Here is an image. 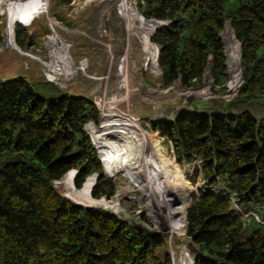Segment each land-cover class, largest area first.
Instances as JSON below:
<instances>
[{
    "label": "trees",
    "instance_id": "obj_1",
    "mask_svg": "<svg viewBox=\"0 0 264 264\" xmlns=\"http://www.w3.org/2000/svg\"><path fill=\"white\" fill-rule=\"evenodd\" d=\"M53 2L61 8L73 0ZM136 10L151 27L163 23L148 43L160 49L164 88L199 87L210 77L225 91L229 75L227 86L237 91L243 72L238 95L215 103L218 111L149 125L173 145L178 163L194 164L190 181L211 187L198 192L187 217L185 210L183 234L187 222L184 236L198 247L189 244L194 264H264V223L251 217L249 228L232 198L212 191L221 185L245 209L264 208V116L224 110L264 99V0H137ZM15 27L17 47L35 45L26 27ZM2 31L0 16V44ZM52 76L51 82L63 81ZM98 121L90 100L61 86L24 77L0 82V264H172L167 231L92 207H115L116 187L85 132L87 123L97 142L102 125L96 130L92 122ZM103 161L108 173L104 153ZM91 189L95 199L113 198L93 202ZM184 191L185 183L179 200Z\"/></svg>",
    "mask_w": 264,
    "mask_h": 264
},
{
    "label": "rangeland",
    "instance_id": "obj_2",
    "mask_svg": "<svg viewBox=\"0 0 264 264\" xmlns=\"http://www.w3.org/2000/svg\"><path fill=\"white\" fill-rule=\"evenodd\" d=\"M136 3L137 0H73L70 5L58 8L53 0H0L3 19L0 82L18 77H24L33 84L44 80L50 82L47 75L53 77L52 74H56L63 77V81L50 83L63 87L73 96L90 100L99 112V121L92 123L96 130L101 124L102 132L97 142L88 132L87 123L85 132L105 176L116 187L115 194H119L117 201L114 196L115 207H92L105 209L117 216L123 215L142 226L149 223L154 230L167 231L168 251L171 260L175 258L174 264H193L189 240L184 236L187 222L183 234L185 210L187 215L198 192L211 187L206 186L203 179L196 184L190 181L194 164L178 163L173 145L154 132L149 121L152 116L160 118L162 115L169 116L171 121L181 111L211 114L218 111L215 103H231L232 97L236 98V92L214 86L210 77H203L199 87L185 88L179 83L164 88L162 71L157 64V49L149 45L143 33L130 31L125 20L128 17L127 11L123 12L126 5L139 25L142 22L152 26L140 14L136 15L137 10L130 8H136ZM19 24L35 36V45L31 48L19 49L16 46L15 26ZM46 29L52 35L50 39ZM229 78L228 75V82ZM204 89L207 94L202 93ZM228 98L230 102H227ZM224 110H246L260 119L264 116V99L238 108L227 105ZM122 133L128 138L130 156L135 159L139 146L143 157L138 163L146 165L143 179L136 181L126 194L120 191L124 182L120 178L123 170L117 171L118 163L124 159V150L119 147L123 145ZM103 153L110 159L108 173ZM134 159H130L129 163ZM165 173L180 178L181 182L173 184ZM184 183L185 197L179 200ZM212 189L221 196L232 198L234 207L242 213L249 228L254 226L251 217L257 220L256 217L261 219L264 216V208L245 209L221 185ZM186 196L187 204L183 208ZM91 198L93 202L107 199ZM247 215L250 218L248 221ZM171 218L175 221L172 222Z\"/></svg>",
    "mask_w": 264,
    "mask_h": 264
},
{
    "label": "bare ground",
    "instance_id": "obj_3",
    "mask_svg": "<svg viewBox=\"0 0 264 264\" xmlns=\"http://www.w3.org/2000/svg\"><path fill=\"white\" fill-rule=\"evenodd\" d=\"M131 8V7H130ZM133 9V8H132ZM128 13V17L125 18V20L127 21V24H128V29L130 31H134V32H137V33H143L146 37V40L148 41V37L151 33V31L153 29L156 28V25H159V24H154L153 27H149L148 25H146L145 23H142L139 25L136 21V19L134 18L133 16V13H132V10L129 9V7H124L123 9V12H126ZM137 15V13H136ZM138 16V15H137ZM140 18V17H139ZM136 25H135V24ZM153 23V22H152ZM149 24V23H148ZM126 26V25H125ZM133 32V33H134ZM239 43V42H238ZM240 45V44H239ZM240 58H241V49H240ZM155 62L156 60V54H154V59H153ZM156 65V63H155ZM161 71V70H160ZM239 89V88H238ZM129 134H133L134 132L132 131L131 133L128 132ZM136 133V132H135ZM125 133H122L121 134V139H122V144L123 145H120L119 147L121 148V150L123 149L124 150V159L121 160V163H118L120 165H118V168H117V171L119 169L123 170V172L121 171L122 175L120 176V178L124 181L122 183V187L120 188V191H124V193L126 194V192L132 188L135 184L136 181H139L140 179H143V173L145 171V167L146 165H143V164H140L138 163L139 160H142V157H143V154H142V151L141 149H139V146H138V149H137V152H138V155L135 157H131L130 155V149H129V145L127 144L128 142V138L125 137L124 135ZM117 142V141H116ZM131 148V147H130ZM142 148V147H140ZM122 150V151H123ZM126 152V153H125ZM134 159L132 162L129 163L130 159ZM119 161V160H118ZM145 164V163H144ZM135 169V170H134ZM76 171V170H75ZM116 171V172H117ZM77 173V171L75 172V174ZM75 176V175H74ZM114 177V176H113ZM95 181H96V178H95ZM130 191V190H129ZM122 195V193H121ZM115 200L117 201L118 199V196L119 194L116 193L115 195Z\"/></svg>",
    "mask_w": 264,
    "mask_h": 264
},
{
    "label": "water",
    "instance_id": "obj_4",
    "mask_svg": "<svg viewBox=\"0 0 264 264\" xmlns=\"http://www.w3.org/2000/svg\"><path fill=\"white\" fill-rule=\"evenodd\" d=\"M160 25V24H159ZM152 32V31H151ZM151 34V33H150ZM160 50V49H159ZM210 65V68H211V63L209 64ZM209 67V66H208ZM183 113H192V112H184V111H181V112H179V113H177V114H175V118L176 117H178L179 115H181V114H183ZM168 117L169 116H166V115H162V117H156V116H152L151 117V121H153V122H166L167 120H168ZM88 208H91V207H89V206H87ZM190 245H192V247L193 248H195V249H198V247L193 243V242H191L190 241Z\"/></svg>",
    "mask_w": 264,
    "mask_h": 264
},
{
    "label": "built area",
    "instance_id": "obj_5",
    "mask_svg": "<svg viewBox=\"0 0 264 264\" xmlns=\"http://www.w3.org/2000/svg\"><path fill=\"white\" fill-rule=\"evenodd\" d=\"M131 8H133L135 11H136V9L134 8V7H132L131 6ZM137 13V12H136ZM138 14V13H137ZM61 66V65H60ZM54 67V66H53ZM47 79H48V81H50L49 80V77H48V75H47ZM51 82V81H50ZM228 82V81H227ZM243 78H242V82H241V84H240V86H239V89H240V87L242 86V84H243ZM228 89V86H227V83L225 84V89ZM239 89L237 90V91H235L236 93H235V95L237 96L238 95V92H239ZM229 91H230V89H228ZM225 98H227V97H225ZM233 99H234V97H232ZM232 99V100H233ZM227 100H229V101H227V102H230V98H228ZM245 217H247L248 219L247 220H249L250 218H249V215H247V216H245ZM255 217H256V215H255ZM257 218V220L260 222V223H264L260 218H258V217H256ZM245 219V218H244ZM144 227H146V228H148L149 230H154V229H152L150 226H149V224H145V226ZM174 262H175V258L173 259V261H172V264H174Z\"/></svg>",
    "mask_w": 264,
    "mask_h": 264
},
{
    "label": "clouds",
    "instance_id": "obj_6",
    "mask_svg": "<svg viewBox=\"0 0 264 264\" xmlns=\"http://www.w3.org/2000/svg\"><path fill=\"white\" fill-rule=\"evenodd\" d=\"M20 49V48H19ZM77 171V170H76ZM65 198V197H64ZM102 198H106V197H102ZM73 202V201H72ZM120 215H118V217H119ZM186 217H187V215H186ZM187 221V220H186ZM190 244V243H189ZM190 252V251H189ZM191 255V254H190ZM193 259V258H192ZM171 262H172V260H171ZM193 264H194V259H193Z\"/></svg>",
    "mask_w": 264,
    "mask_h": 264
}]
</instances>
